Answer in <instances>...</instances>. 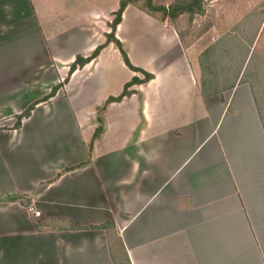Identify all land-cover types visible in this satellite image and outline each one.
Listing matches in <instances>:
<instances>
[{
    "label": "crops",
    "instance_id": "obj_1",
    "mask_svg": "<svg viewBox=\"0 0 264 264\" xmlns=\"http://www.w3.org/2000/svg\"><path fill=\"white\" fill-rule=\"evenodd\" d=\"M119 6L0 0V264H264V42L238 41L215 86L229 38L197 52L129 4L115 35L154 78L101 111L143 77L107 41Z\"/></svg>",
    "mask_w": 264,
    "mask_h": 264
},
{
    "label": "rangeland",
    "instance_id": "obj_2",
    "mask_svg": "<svg viewBox=\"0 0 264 264\" xmlns=\"http://www.w3.org/2000/svg\"><path fill=\"white\" fill-rule=\"evenodd\" d=\"M174 1L153 0L155 4L165 5L167 3L171 4ZM249 1L252 0H192V4H190L182 0L179 2L180 6L184 9H182V13L178 10L177 15L174 16L175 18L168 17L187 45H190L193 41H197V52L208 48L209 43L213 42L217 37L220 38L219 45L224 42V38H229L230 52L220 53L219 50L218 52L214 50V54L220 57L213 62H209L210 67L208 68L209 75L207 80L215 86L224 87L230 85L236 79L234 74H230L232 69L227 64L231 65L233 57H239L238 49H236V46L240 45L238 41L247 40L249 37H252V39L256 38L258 48L264 42V23L262 24L264 10H249L247 7H244V4H247ZM136 3L144 9H148L145 6L144 0H138ZM151 13H158L161 17L163 15L161 11H152ZM255 22H259V24L256 26ZM256 53L251 64L246 65L247 74L256 62ZM210 70L213 71L212 74H210ZM17 122L18 119L15 120L16 125Z\"/></svg>",
    "mask_w": 264,
    "mask_h": 264
},
{
    "label": "trees",
    "instance_id": "obj_3",
    "mask_svg": "<svg viewBox=\"0 0 264 264\" xmlns=\"http://www.w3.org/2000/svg\"><path fill=\"white\" fill-rule=\"evenodd\" d=\"M138 0H120V6L118 8V10L115 12V17L111 23V32L108 33L107 37H108V42H114L120 49L122 55H123V59L126 63V65L131 68L133 71H137V72H141L143 74V77H139L138 75H135L129 82H127L124 86V89L123 91L118 95V96H110L108 98V100L106 101V103L104 104L103 108L101 109L104 110L107 106V104L113 102V101H122L123 98L127 95L130 94V90L129 88L132 87L133 85H136V84H143V83H147L148 81H150L151 79L154 78V74H152L151 72L143 69L142 67H138V66H135L129 56H128V53L126 52V50L124 49L123 47V44L122 42L116 37V29H117V25L122 21V15H123V12L124 10L126 9V7L129 5V4H137ZM182 1V0H175L174 2H172L171 4L169 5H165V4H155L153 2V0H144V3H145V6L148 8V9H144L146 10L147 12H163V15L161 17L162 20H165L166 18H175L174 16L177 15L178 13V10H180L182 13V11L184 10L183 7L180 6L179 2ZM184 2H187V3H190L192 4V0H183ZM183 2V4H184ZM183 9V10H182ZM104 46L103 45H99L95 48V50L92 52L91 55H89L88 57H82V56H78L76 58V60L72 63L71 67H70V73L71 74L79 65L82 66L84 65L85 63H88L90 62L92 59L96 58L102 48ZM68 79V77L66 78V80ZM58 89V86L54 87L52 92H51V95L50 96H53L55 95L56 91ZM48 96L46 99H49ZM45 99V100H46ZM32 108H29L25 113H23L22 115H20L18 117V122H17V126H20L21 125V119L24 117V116H27L30 111H31ZM99 120L101 122V125L97 128V130L95 131L94 135H93V140L90 144V149H92V146H93V143L95 141V139L99 138V136L101 135V133L103 132L104 130V125H103V120L101 117H99ZM70 168H67V170H69Z\"/></svg>",
    "mask_w": 264,
    "mask_h": 264
},
{
    "label": "built area",
    "instance_id": "obj_4",
    "mask_svg": "<svg viewBox=\"0 0 264 264\" xmlns=\"http://www.w3.org/2000/svg\"><path fill=\"white\" fill-rule=\"evenodd\" d=\"M31 210H33V207H31ZM34 213H35V215H39L40 214V211L35 210Z\"/></svg>",
    "mask_w": 264,
    "mask_h": 264
}]
</instances>
